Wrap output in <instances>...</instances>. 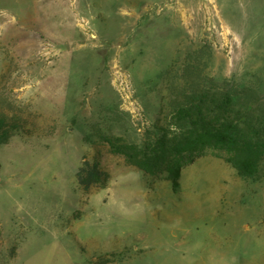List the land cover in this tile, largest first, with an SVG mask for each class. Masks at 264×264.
Masks as SVG:
<instances>
[{
	"label": "rangeland",
	"instance_id": "rangeland-1",
	"mask_svg": "<svg viewBox=\"0 0 264 264\" xmlns=\"http://www.w3.org/2000/svg\"><path fill=\"white\" fill-rule=\"evenodd\" d=\"M225 82L264 97V0H0V264H264V163L209 146L175 187L117 149Z\"/></svg>",
	"mask_w": 264,
	"mask_h": 264
},
{
	"label": "trees",
	"instance_id": "trees-1",
	"mask_svg": "<svg viewBox=\"0 0 264 264\" xmlns=\"http://www.w3.org/2000/svg\"><path fill=\"white\" fill-rule=\"evenodd\" d=\"M205 85L175 101L171 121L157 127L159 133L154 140L141 147L137 144L117 147L127 156L129 165L151 176H167L177 187L184 159L215 146L230 152L227 162L242 177L262 176L264 97L229 82L218 87ZM4 126L5 121L0 118V146L8 140ZM77 177L85 190L95 183L107 184L109 180L100 162L86 157Z\"/></svg>",
	"mask_w": 264,
	"mask_h": 264
},
{
	"label": "bare ground",
	"instance_id": "bare-ground-1",
	"mask_svg": "<svg viewBox=\"0 0 264 264\" xmlns=\"http://www.w3.org/2000/svg\"><path fill=\"white\" fill-rule=\"evenodd\" d=\"M202 4V3H201ZM213 17V16H212Z\"/></svg>",
	"mask_w": 264,
	"mask_h": 264
},
{
	"label": "crops",
	"instance_id": "crops-1",
	"mask_svg": "<svg viewBox=\"0 0 264 264\" xmlns=\"http://www.w3.org/2000/svg\"><path fill=\"white\" fill-rule=\"evenodd\" d=\"M42 2V1H41Z\"/></svg>",
	"mask_w": 264,
	"mask_h": 264
}]
</instances>
